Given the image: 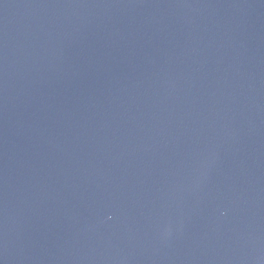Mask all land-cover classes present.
I'll list each match as a JSON object with an SVG mask.
<instances>
[{
	"label": "water",
	"instance_id": "95a60500",
	"mask_svg": "<svg viewBox=\"0 0 264 264\" xmlns=\"http://www.w3.org/2000/svg\"><path fill=\"white\" fill-rule=\"evenodd\" d=\"M0 264H264V0H0Z\"/></svg>",
	"mask_w": 264,
	"mask_h": 264
}]
</instances>
